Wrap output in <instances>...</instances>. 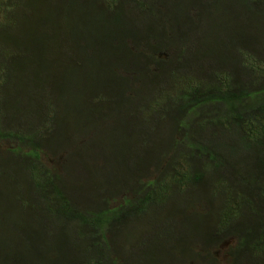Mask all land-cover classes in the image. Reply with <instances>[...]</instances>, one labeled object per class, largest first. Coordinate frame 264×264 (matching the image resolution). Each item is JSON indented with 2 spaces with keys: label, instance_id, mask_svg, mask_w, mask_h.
Masks as SVG:
<instances>
[{
  "label": "trees",
  "instance_id": "1",
  "mask_svg": "<svg viewBox=\"0 0 264 264\" xmlns=\"http://www.w3.org/2000/svg\"><path fill=\"white\" fill-rule=\"evenodd\" d=\"M80 1H87L94 13ZM223 1L227 3L218 8ZM44 2L50 7L32 27L30 22L17 24L18 11L13 26L5 21L0 25V63L5 70L0 89L11 91L6 101L0 100V143L11 144L2 155L15 154L26 162L34 189H47L50 199L59 198L57 216L88 225L91 255L83 264H124L106 252L126 220L143 214L150 209V202L170 191L193 199L206 189V183L213 182L219 183L221 196L227 199L219 228L209 223L210 232L199 238L186 264H218L214 253L227 239H236L237 245L225 264H235L237 257L248 252L250 243L261 245L264 221L258 227L239 222L240 231H225L231 210L246 204L248 193L230 195L229 173L223 169L236 172L237 166L230 165L227 150L217 149L212 143H208L210 147L201 145L199 135L206 127H224L244 139L248 148H255L259 170L255 198L264 215V38L250 33L245 21L246 10L260 7L264 0ZM69 8L83 16L102 14L108 24L96 37L88 29L77 30L74 35L62 19ZM51 20L52 29L57 28L54 33L47 32ZM54 36L58 43L49 42ZM1 48L11 55L4 61ZM24 55L32 60L23 67L6 65L9 60L24 59ZM182 81L189 85L172 100L161 102ZM19 110L22 124L3 125L13 111ZM104 111H108L106 115ZM66 118L75 121L74 127L64 123ZM87 119L110 126L112 121L120 124L122 135L109 150L117 148L123 138L135 135L139 125L149 131L151 126L142 124L158 126L167 119L174 124L175 144L150 164L146 173L140 168L143 175L136 187L109 193L105 202L80 211L67 193L57 188L62 174L40 173L39 168L42 155H85L82 144L92 133V129H86ZM186 130L195 138L187 137L186 147L192 149L196 143L201 146L188 156L194 166L189 175L177 166L181 154L177 135ZM101 141L98 146L108 150ZM202 164L211 168L208 180L204 166L199 168ZM149 174L156 180L150 182ZM202 208L206 209L191 202L185 217H203L208 209Z\"/></svg>",
  "mask_w": 264,
  "mask_h": 264
},
{
  "label": "rangeland",
  "instance_id": "2",
  "mask_svg": "<svg viewBox=\"0 0 264 264\" xmlns=\"http://www.w3.org/2000/svg\"><path fill=\"white\" fill-rule=\"evenodd\" d=\"M44 1L51 0H0V25L5 21L13 26L12 23L16 21L15 11H18L20 18L17 24L30 22L32 27L50 7ZM79 3L94 13L87 1ZM226 3L223 1L218 8ZM250 6L248 5V8ZM62 19L67 29L74 35L77 30L88 29L96 37L108 24L107 17L102 14L83 16L70 8L63 13ZM245 21L250 33L255 37L264 38V4L246 10ZM52 26L51 20L47 28L48 33L56 32L57 28L52 29ZM58 40L54 36L49 42L58 43ZM1 52V61H4L6 56H11L4 48H1ZM31 60L24 55V59L9 60L6 65L15 69L23 67L24 63ZM4 71L0 63V82L3 81ZM188 85L187 81L180 82L175 90L169 93V97L168 95L163 97L161 102L172 100ZM10 93L9 89L2 87L0 100L6 101ZM8 108H11L9 103ZM106 112L108 111L103 112L104 115ZM10 115L3 125L23 123L20 110L13 111ZM88 120L86 129H92V133L90 140L82 144L85 154L82 158L79 156L65 158L64 153L56 156L57 158L42 155L39 168L40 173L62 174L61 180L57 181V188H62L69 199L78 205L77 209L80 211L102 200L105 202L109 193H119L131 186L136 187L143 175L141 169L146 173L148 166L170 151L175 144L174 124L167 119L158 126L152 123L142 124L151 126L149 131L139 125L135 135L123 138L117 148L109 150L110 145L115 147L113 142L122 135L120 124L112 121L110 126L97 119ZM64 123L72 128L75 121L66 118ZM229 130L224 127L216 129L206 127L199 135V139L201 145L210 147L208 143H212L217 149L227 150V156L232 160L230 165L237 166L236 172L234 169H223L229 173L230 195L238 191L248 193L246 204H241L239 210L235 208L231 210L229 223L225 229L228 232H237L241 230L237 225L239 222L258 227L261 221H264V215L261 203L255 198L258 188L257 177L259 178L255 148H248L244 139L236 137L235 133ZM187 137L195 139L188 130L177 135V141L181 145L177 166L189 175L194 166L190 165L188 156L192 151H198L201 146L196 143L194 148H187ZM100 140L108 145V150L104 146H98ZM10 147L9 142L0 143V264H83L91 255L88 225L81 220L69 222L57 216L55 208L57 202H60L59 198L50 199L47 189H34L32 171L23 158L9 153L6 156L2 155ZM173 152L176 154V150ZM203 166L208 174L206 176L208 180L212 177L211 168L205 167L204 164L199 168ZM148 180L151 182L156 178L149 174ZM218 184L206 183V189L193 199L170 191L168 195L150 202L149 210L132 216L123 223L110 240L111 250L106 253L114 254V258L124 264H186L187 256L196 250L195 244H199V238L210 232L209 223L219 228V219L222 215L220 213L227 199L221 196L223 194L219 191ZM191 202L205 206L208 209L206 215L196 220L185 217V210ZM260 243L262 246L254 245L255 242L250 243L248 252L238 255L235 264H239L242 259L245 260L243 264H264V242ZM236 245V239H227L217 248L214 256L219 260L218 264H225L228 261L229 253Z\"/></svg>",
  "mask_w": 264,
  "mask_h": 264
}]
</instances>
